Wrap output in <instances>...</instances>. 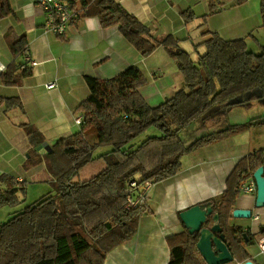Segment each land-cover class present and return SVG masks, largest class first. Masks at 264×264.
Returning <instances> with one entry per match:
<instances>
[{
	"label": "trees",
	"instance_id": "1",
	"mask_svg": "<svg viewBox=\"0 0 264 264\" xmlns=\"http://www.w3.org/2000/svg\"><path fill=\"white\" fill-rule=\"evenodd\" d=\"M63 1L75 15L98 16L104 28L118 25L144 57L163 46L182 71L185 87L153 107L140 92L148 80L136 65L111 78L86 76L90 95L77 107L84 113L81 130L59 139L46 153L56 193L42 196L0 225V264H104L110 251L134 237L140 217L150 212L145 203L126 208L128 197L137 195L130 185L133 179L142 184L173 177L182 169L184 155L264 126V115L228 124L223 114L215 123L209 119L194 128L187 139L181 134L195 121L206 118L211 108L225 107L236 96L256 87L264 88V45L260 53H255L244 38L226 40L218 32H205L206 39L201 45L206 50L194 60L176 37L170 34L155 38L118 0ZM260 9L264 28V0ZM12 12L10 0H0V18ZM181 14L186 21L195 17L190 9ZM11 47L15 56L26 53L27 35L18 36ZM30 75L31 68L19 64L16 70L8 68L2 81L6 85H19ZM7 101L8 107L20 105L18 98ZM22 127L34 147L39 146L36 142L39 132L30 124ZM151 128L159 134L137 141ZM101 146H109L111 150L95 156ZM260 166H264V148L237 162L219 200L204 202H213L226 243L242 264L253 260L245 246L252 243V237L249 231L231 223L232 212L241 183L254 179ZM21 183L18 189L0 192V208L21 203L18 192L23 196L27 192L26 182ZM199 238L198 232L190 234L186 227L170 235L167 264H206L197 249Z\"/></svg>",
	"mask_w": 264,
	"mask_h": 264
},
{
	"label": "crops",
	"instance_id": "2",
	"mask_svg": "<svg viewBox=\"0 0 264 264\" xmlns=\"http://www.w3.org/2000/svg\"><path fill=\"white\" fill-rule=\"evenodd\" d=\"M40 1L10 0L12 14L0 18V66L3 67H0V192L18 189L21 182H26L29 195L32 183L37 185L48 178L55 183L46 153L59 139L81 130L82 124H77L76 118H84V113L77 107L90 95L86 76L111 78L136 65L148 80L140 92L153 107L185 87L182 71L163 46L144 57L124 37L118 25L104 28L98 16L76 15L66 32L57 34L46 29L47 16ZM118 1L137 16L155 38L172 34L183 49L189 44V49L200 54L206 50L201 45L206 39L205 32H218L226 40L244 38L249 48L254 41L264 39L261 0H246L242 4L235 0ZM187 9L195 16L189 21L181 14ZM210 10H214L213 13ZM21 34L27 35V51L15 56L11 42ZM19 64L30 67L32 75L24 77L19 85L4 84L2 74L8 68L16 70ZM50 82L55 84L48 86ZM12 98H18L20 105L8 107L7 100ZM258 100L257 93L236 96L227 106L212 111L201 124L209 119L215 123L223 114L228 124L262 116L264 106L260 108ZM22 124H30L39 132L36 138L39 146L34 147ZM147 135L156 134L150 131ZM261 148H264V126L253 127L184 155L178 174L151 186L144 201L150 212L140 217L134 237L110 251L104 264H167L170 260L167 238L185 228L180 213L193 205L219 200L237 162ZM110 150L109 146H101L95 156ZM239 194L234 209H252L253 215L251 218L232 216L231 223L249 231L252 242L255 240L258 244L264 234V207L255 205L257 188L251 193ZM18 196L23 199L21 192ZM209 203L213 206V202ZM17 212L6 213L11 218ZM209 219L208 225L213 224L212 216ZM250 254L259 264L258 254Z\"/></svg>",
	"mask_w": 264,
	"mask_h": 264
},
{
	"label": "water",
	"instance_id": "3",
	"mask_svg": "<svg viewBox=\"0 0 264 264\" xmlns=\"http://www.w3.org/2000/svg\"><path fill=\"white\" fill-rule=\"evenodd\" d=\"M47 144L43 146L47 148ZM51 149L49 146L48 150ZM254 179L257 188L256 207H264V166H260L254 172ZM252 209L235 208L232 216L236 218H251ZM212 216L214 223L208 225L209 218ZM180 217L190 234L199 233L200 238L197 242V249L206 264H227L235 261L229 249L222 227L219 223V213L214 212L210 203L193 205L180 213ZM243 264H255L249 259Z\"/></svg>",
	"mask_w": 264,
	"mask_h": 264
},
{
	"label": "built area",
	"instance_id": "4",
	"mask_svg": "<svg viewBox=\"0 0 264 264\" xmlns=\"http://www.w3.org/2000/svg\"><path fill=\"white\" fill-rule=\"evenodd\" d=\"M41 7L47 16L46 29H49L55 33H64L67 30L68 25L72 24L76 15L74 11L70 8L69 4L63 0H41ZM3 68L2 66H0ZM54 82L47 84L48 86L54 85ZM1 101V96H0ZM84 118L82 116L76 118L77 124H82ZM154 181L148 180L142 184H139L135 179L130 182V185L137 191V195L128 197L127 208L133 209L140 204L144 203L147 198L148 191ZM240 193H251L256 190V183L253 178H250L243 183H241L238 188ZM258 245L260 248V253L264 254V234H262L258 240ZM237 264H241L237 262Z\"/></svg>",
	"mask_w": 264,
	"mask_h": 264
},
{
	"label": "rangeland",
	"instance_id": "5",
	"mask_svg": "<svg viewBox=\"0 0 264 264\" xmlns=\"http://www.w3.org/2000/svg\"><path fill=\"white\" fill-rule=\"evenodd\" d=\"M262 45H264V39L263 40H259V42L254 41V43L252 45H250V49L252 51H254L255 53H260L262 51ZM185 49H188V53L190 54V56L192 57V59L197 60L199 55H200V51L194 50L193 48L190 47L189 49V44L185 45ZM257 93V95L259 96V107L262 108L264 106V88L263 87H256L250 91L247 92V94H254ZM219 109V106H215L213 108H211L207 114H210L212 111ZM207 118V116H206ZM206 118H201L197 121H195L193 123V125H191L190 127L182 130L181 134L185 137V139H187L189 137V135H191L193 133V131L195 130L194 128H197L202 121H204ZM150 131H153L155 134H159V131L155 128H151L149 129ZM150 131H146L143 135H141L139 138H137V141L144 139L146 137V134H148ZM29 195L26 192V195L23 196L21 199V203L18 204L17 206L14 207H10V206H4L6 208L2 209L0 211V223L5 222L8 218H10V214L6 213L8 211H22V209L24 207H26L27 205L33 204L35 202H37L43 195H50L51 194H55L56 193V188L54 186V184L52 183V181L48 178L46 181L44 182H38L37 185H35L34 183H32V185H29ZM128 202V201H127ZM126 208H127V204H126ZM246 249L249 251V253L253 252L254 254H258L257 255V263L259 264H264V254L260 253V248L259 245L257 244V242H252L251 244L245 245ZM204 260V259H203ZM235 262V263H234ZM233 263L230 264H237L238 261H234ZM242 264V262H240Z\"/></svg>",
	"mask_w": 264,
	"mask_h": 264
}]
</instances>
